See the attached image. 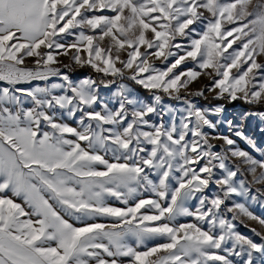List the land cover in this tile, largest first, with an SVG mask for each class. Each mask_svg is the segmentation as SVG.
Segmentation results:
<instances>
[{"label": "snow or ice", "instance_id": "1", "mask_svg": "<svg viewBox=\"0 0 264 264\" xmlns=\"http://www.w3.org/2000/svg\"><path fill=\"white\" fill-rule=\"evenodd\" d=\"M208 94L264 105V0H0V264H264V158Z\"/></svg>", "mask_w": 264, "mask_h": 264}, {"label": "rangeland", "instance_id": "2", "mask_svg": "<svg viewBox=\"0 0 264 264\" xmlns=\"http://www.w3.org/2000/svg\"><path fill=\"white\" fill-rule=\"evenodd\" d=\"M255 2V0H254ZM65 63H68V57H62ZM159 63V62H157ZM72 78L74 80H79L84 77L91 76L93 78H98V75L94 73L90 68H79L75 67L74 70L71 72ZM133 91L134 95L140 98L144 102H151L152 95L148 90L143 89L139 85H135L130 81H125ZM209 83V80L206 76H201L197 81L191 83L189 85V89L193 92L203 88L205 85ZM114 87L112 89H106L101 86L100 93L104 100H111L112 95L111 93L114 91ZM197 104L204 108L214 107L215 105L222 104L224 106V119H231L233 120L234 124L241 125L245 135L250 138L256 145L255 149L250 148L246 145L244 141H241L239 138L233 137L237 140V146L241 149L249 151L254 158L261 159L264 158V119H262L259 115H250L248 113H259L264 112V108L260 109L264 105H252L244 103L241 100H237L234 102H227L224 100H212L211 94H208V99L202 97L194 98ZM166 104H174L176 102L169 101L165 99ZM114 106V105H110ZM151 119H155L152 117ZM75 126V125H74ZM216 133L224 134V135H231L228 131L227 127L224 124H220L216 129ZM214 143H220L219 141H214ZM242 170L246 169V165H242ZM260 169H257L256 176L261 174ZM242 179H246L247 181L253 180V175L246 170L243 171V175L240 177ZM251 188L255 190L256 188H264V184H256L251 183ZM211 191V190H210ZM235 202L245 203L246 207L249 208L250 211L253 212L254 215L264 218V201H252L250 199L241 198V197H234ZM112 203H116L112 201ZM194 203V202H193ZM231 214H229L230 216ZM190 218H182L181 222H187ZM237 225V231L244 236L250 237L257 242H259V237L255 236L251 228H255L257 231L264 232V227H262L258 221L249 220L246 217L240 216L238 217L237 221L235 222ZM237 259V258H234Z\"/></svg>", "mask_w": 264, "mask_h": 264}, {"label": "trees", "instance_id": "3", "mask_svg": "<svg viewBox=\"0 0 264 264\" xmlns=\"http://www.w3.org/2000/svg\"><path fill=\"white\" fill-rule=\"evenodd\" d=\"M264 108V106L263 107H261L260 109H263Z\"/></svg>", "mask_w": 264, "mask_h": 264}]
</instances>
